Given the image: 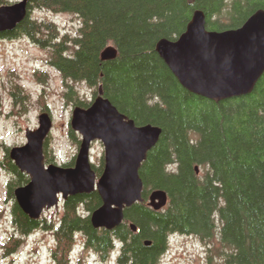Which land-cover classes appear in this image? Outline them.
Listing matches in <instances>:
<instances>
[{
	"label": "trees",
	"instance_id": "1",
	"mask_svg": "<svg viewBox=\"0 0 264 264\" xmlns=\"http://www.w3.org/2000/svg\"><path fill=\"white\" fill-rule=\"evenodd\" d=\"M33 8L74 14L81 25L76 35L63 34L56 22L31 18ZM196 9L206 13L209 30L221 31L242 26L264 9V0H31L25 19L0 33L1 38L27 36L49 48L50 64L66 81L65 96L75 106L92 102L82 100L69 80L86 83L94 97L102 85L104 96L137 125L162 128L140 168L145 200L125 209L121 225L112 230L92 225L90 213L102 204L97 191L69 196L62 217L51 223L31 219L14 201L13 221L20 237L3 245L7 254L26 235L43 228L53 231L56 264L69 263L79 234L88 249L108 256L118 250L119 264H159L170 235L179 233L196 235L210 245L221 259L209 253L208 264H264V74L253 92L215 101L187 90L156 50L161 38L177 39L186 30ZM110 44L119 53L104 61L101 52ZM16 89V99L25 98ZM69 131L80 145L77 133L72 127ZM44 149L46 162L57 163L48 153V138ZM0 166L11 175L8 194L14 199L15 187L30 178L8 149ZM156 189L165 190L169 198L161 210L148 205ZM217 239L221 248L215 251L211 245Z\"/></svg>",
	"mask_w": 264,
	"mask_h": 264
},
{
	"label": "water",
	"instance_id": "2",
	"mask_svg": "<svg viewBox=\"0 0 264 264\" xmlns=\"http://www.w3.org/2000/svg\"><path fill=\"white\" fill-rule=\"evenodd\" d=\"M30 1L0 6V33L14 30L25 19ZM156 50L194 94L215 101L249 94L264 74V9L255 11L242 26L221 31L209 30L206 13L196 9L186 30L177 39L161 38ZM118 53L110 44L101 59L113 60ZM71 127L81 135L73 166L45 161L44 145L53 128L48 111L39 115L37 128L26 130L27 142L9 150L10 158L30 178L14 189L15 201L31 219L39 220L46 209L58 208L69 196L97 191L102 204L90 213L92 225L112 230L123 223L126 208L145 200L140 168L159 141L162 128L151 123L137 125L104 96L102 85L90 106L74 107ZM94 141L104 145L100 175L91 161ZM167 204L165 190L151 191V208L161 210ZM130 227L138 230L133 222Z\"/></svg>",
	"mask_w": 264,
	"mask_h": 264
},
{
	"label": "rangeland",
	"instance_id": "3",
	"mask_svg": "<svg viewBox=\"0 0 264 264\" xmlns=\"http://www.w3.org/2000/svg\"><path fill=\"white\" fill-rule=\"evenodd\" d=\"M17 1L19 0H8V3H0V6ZM30 16L39 21L52 20L57 23L63 34L69 33L72 36L76 35L81 25V20L74 14L57 13L48 9L33 8ZM49 59L50 49L43 48L27 36L0 38V159L5 156L7 149L27 142L26 130L38 127L39 115L46 112L45 106L48 107L53 119V128L48 137L49 155H54L59 165L76 159L79 144L69 131L75 105L65 96L69 89L66 81L50 64ZM69 82L78 91L82 100L88 102L94 100L93 89L86 83L70 80ZM16 87H20V94L25 95V98L16 99L13 94V91H17ZM76 133L81 139V135ZM104 155L103 143L94 141L91 148L93 167L104 168ZM10 179V173L0 166V264H9L11 257H7L3 245L11 234L18 235L12 213L15 197L11 199L8 194ZM63 204L64 201L58 208L46 209L42 218L46 219L47 223L58 221L63 214ZM77 243L71 255L72 264L81 253H84V250L80 252L84 247V238L81 234L77 235ZM55 245L53 231L39 228L26 236L16 249L19 258L16 264H52L50 252ZM207 245L197 236H173L169 240L166 252L168 264H208V254L213 253ZM211 246L215 251L221 248L218 239ZM31 250L35 255L30 254ZM118 255L119 251L116 250L110 255L107 263L100 260L101 264H119ZM213 255L214 260L221 259L217 254ZM83 259L84 262L81 264L100 263L92 254Z\"/></svg>",
	"mask_w": 264,
	"mask_h": 264
},
{
	"label": "flooded vegetation",
	"instance_id": "4",
	"mask_svg": "<svg viewBox=\"0 0 264 264\" xmlns=\"http://www.w3.org/2000/svg\"><path fill=\"white\" fill-rule=\"evenodd\" d=\"M0 38H1V36H0ZM18 233V232H17ZM19 236V235H18ZM18 236L17 235H13L12 236V234L10 235V237L6 240V243H8L9 241H11V239H12V237L13 238H15L16 240L18 239ZM26 236H28V235H26ZM25 236V237H26ZM20 237V236H19ZM198 237V236H197ZM24 238V237H23ZM22 238V239H23ZM200 240H202V238H200V237H198ZM15 240V241H16ZM24 240H25V238H24ZM18 241V240H17ZM203 241V240H202ZM5 243V244H6ZM203 243H204V241H203ZM210 245L208 244V247H209ZM85 252L87 253V254H85ZM30 254H34L35 255V253L34 252H32V250H31V253ZM90 254H92V255H94L96 258H98L99 259V261H98V263L99 264H101L102 262H105V263H107L108 262V260H109V256L108 255H104V254H101L100 252H97V251H95V250H91V249H88L87 248V246L85 245V249H84V253H81L80 254V257H78L77 258V260L74 262V264H81L82 262H84L83 260V258H85V256H89ZM17 256V257H16ZM7 257H11V259H10V262H9V264H16V262H17V260L19 259L18 258V254H17V250H15V251H13L12 253H10V254H8V256ZM31 257H33V256H31ZM50 258H51V261H52V264H56V259H55V256H54V250H51V252H50ZM102 262H101V261ZM73 263V261H72V258H70V261H69V263L68 264H72Z\"/></svg>",
	"mask_w": 264,
	"mask_h": 264
}]
</instances>
